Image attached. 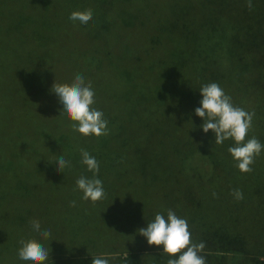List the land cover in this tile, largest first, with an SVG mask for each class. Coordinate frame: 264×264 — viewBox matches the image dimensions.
I'll use <instances>...</instances> for the list:
<instances>
[{
  "label": "rangeland",
  "instance_id": "1",
  "mask_svg": "<svg viewBox=\"0 0 264 264\" xmlns=\"http://www.w3.org/2000/svg\"><path fill=\"white\" fill-rule=\"evenodd\" d=\"M170 3L171 0H0V264H31L18 257L21 239H35L49 249L50 257L44 264H92L93 257L102 255L110 259V264H120L113 256L128 251L139 252L144 264H167L178 257L163 253L162 245H149L138 229L146 227L157 213L166 218L168 209L187 220L194 243L205 242L201 255L206 257V264H248L250 254L264 256V204L259 206L248 192L252 182L264 189V157L255 158L250 173H242L235 165L233 168L228 159L214 164L200 156L157 158L155 164L152 162L155 170L141 177L135 173L143 167L142 158L122 160L124 174L106 178L102 172L96 173L103 182L105 197L93 203L82 199L83 192L76 185L77 179L92 178L93 172L80 171L78 167L59 172L57 166L48 167L55 164L57 157L30 156L28 148H17L18 137L29 143L32 121L40 122L43 128L41 119L49 110V98L58 104L56 94L38 90L31 99L29 79L24 73L31 70L33 58L43 54V49H51L48 60L66 72L72 64L67 68L64 65L59 53L64 47L135 51L142 42L132 36L144 30L145 18L152 14L169 18ZM88 9L93 12L88 24L69 19L73 11ZM141 63L117 64L115 84L144 79L145 73L148 79L149 70L158 65ZM50 71L53 70L40 74L41 87L62 83V77ZM66 160L70 165L83 164L82 158ZM188 165L192 168L185 172ZM145 183L154 187H140ZM237 188L243 192L242 200L232 195ZM196 203L201 207L197 208ZM243 217L246 219L236 221ZM33 219L40 221L41 231L50 229L48 239L33 231ZM201 220H206L207 225L240 231L247 239V251L218 250L205 241L208 234Z\"/></svg>",
  "mask_w": 264,
  "mask_h": 264
},
{
  "label": "trees",
  "instance_id": "2",
  "mask_svg": "<svg viewBox=\"0 0 264 264\" xmlns=\"http://www.w3.org/2000/svg\"><path fill=\"white\" fill-rule=\"evenodd\" d=\"M252 4L249 10L247 0H171L169 18L152 14L145 18L144 30L132 36L142 42L135 51L119 47L61 48L59 53L65 67L72 64L66 72L48 60L51 49H43V54L32 59L31 70L24 73L29 79L31 99L36 90L54 93L51 91L54 83L40 86V74L46 71L53 70L50 72L61 76L62 83L69 84L77 74H82L95 92L92 107L104 113L109 131L99 137L74 131L75 122L63 112L59 98L58 104L56 99L49 98V110H45L41 119L43 128L40 129V122L31 120L33 134L29 143L18 137V150L28 148L30 156L63 155L65 159H72L82 158L79 149L83 148L96 159L107 161L99 163V172L106 178L126 172L122 160L140 158L143 167L135 173L140 177L155 170L153 161L157 158L200 156L214 164L228 159L234 168L237 162L228 152L234 140L215 144L214 132L203 131L200 127L203 119L195 114V108L202 99L200 87L218 83L235 106L255 112L247 138L255 136L264 145V0H252ZM123 61L158 65L155 70H149L148 79L145 73L144 79L133 78L127 84L123 81L115 84L118 81L116 65ZM257 157H264V150ZM189 165L185 172L192 168ZM52 166L58 167V164L48 165L51 169ZM75 167L88 170L78 162L65 167V171ZM150 186L154 187L150 183L140 184L146 189ZM248 192L259 206L264 204V189L255 182L250 184ZM196 206L201 207L199 203ZM202 225L208 234L205 241L216 245L218 250L247 251V239L240 231L207 225L206 220ZM113 259L120 264H144L137 251H128ZM248 264H264V256L250 254Z\"/></svg>",
  "mask_w": 264,
  "mask_h": 264
},
{
  "label": "clouds",
  "instance_id": "3",
  "mask_svg": "<svg viewBox=\"0 0 264 264\" xmlns=\"http://www.w3.org/2000/svg\"><path fill=\"white\" fill-rule=\"evenodd\" d=\"M249 10L253 8L252 0H247ZM93 18L91 9L85 11H73L69 19L88 24ZM51 91L59 98L63 105V112L75 123L72 129L84 136L95 135L97 137L108 134V121L104 113L92 107L95 103V92L91 82H85L82 74H77L69 83H54ZM202 99L200 106L195 108V114L203 119L200 127L205 133L212 130L215 134V144H223L225 140H234V146L228 148V152L237 162L236 167L242 173L253 171L252 165L255 158L264 150V145L255 137L247 138L252 128L255 112H248L239 106H235L232 98L227 95L218 83H206L199 89ZM82 163L93 172L92 178L81 176L76 181L79 190L83 192L82 199L91 200L93 203L104 199L105 191L103 182L96 178L99 172V163L88 151L79 149ZM57 171L70 166V161L63 155L57 157ZM216 193H213L215 196ZM232 195L236 200L244 198L240 189H233ZM73 206L75 202H72ZM33 231L39 233L43 239L51 236L50 229L41 231L40 221H30ZM139 234L146 237L149 245L163 246V253L178 258L169 259L167 264H206V257L201 255L205 249V242L194 243L191 232L185 218L178 217L172 209L167 210V217L157 213L153 221L148 222L146 227L138 229ZM21 247L18 249V257L31 264H44L50 257V251L35 239H21ZM92 264H110L106 255L92 258Z\"/></svg>",
  "mask_w": 264,
  "mask_h": 264
}]
</instances>
